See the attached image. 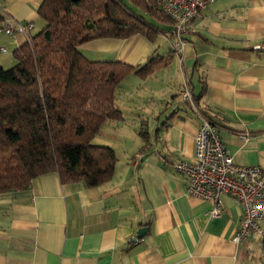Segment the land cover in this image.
Masks as SVG:
<instances>
[{
    "label": "crops",
    "instance_id": "crops-1",
    "mask_svg": "<svg viewBox=\"0 0 264 264\" xmlns=\"http://www.w3.org/2000/svg\"><path fill=\"white\" fill-rule=\"evenodd\" d=\"M40 2L0 0V11L39 32ZM149 18L160 31L154 41L136 35L79 48L90 61L141 66L158 58L146 79L127 77L135 80L117 95L121 119L107 121L95 137L106 126L117 134L102 143L115 153L120 148L113 177L90 188L48 173L26 190L1 194L0 264H264L251 250L255 238L232 241L242 216L236 201L223 196L220 216L210 218L211 202L188 197L187 180L174 169L192 158L204 117L237 165L264 170V0H212L179 55L171 23ZM24 43L20 34L0 33L7 52ZM180 60L195 105L179 96Z\"/></svg>",
    "mask_w": 264,
    "mask_h": 264
},
{
    "label": "trees",
    "instance_id": "trees-1",
    "mask_svg": "<svg viewBox=\"0 0 264 264\" xmlns=\"http://www.w3.org/2000/svg\"><path fill=\"white\" fill-rule=\"evenodd\" d=\"M144 15L170 22L154 0H41L43 28L12 52L14 66L0 67V195L48 173L90 188L113 177L115 151L92 140L107 121L121 119L120 84L149 77L158 58L141 66L90 61L79 48L136 35L154 41L160 31Z\"/></svg>",
    "mask_w": 264,
    "mask_h": 264
},
{
    "label": "built area",
    "instance_id": "built-area-1",
    "mask_svg": "<svg viewBox=\"0 0 264 264\" xmlns=\"http://www.w3.org/2000/svg\"><path fill=\"white\" fill-rule=\"evenodd\" d=\"M163 15L171 22V43L174 53L182 51L183 39L188 35L191 24L199 12L212 0H154ZM31 23H20L4 16L0 33L12 37L20 34L25 42L30 40ZM0 53H6L0 48ZM181 59V58H180ZM181 62L182 102L193 105L190 78L183 71ZM176 172L187 180L185 193L188 197L211 202L210 218H217L222 212L221 198L229 196L242 210L232 241L240 244L252 238L264 237V170L259 166H240L226 154L218 128L202 117L194 139L192 158L174 164Z\"/></svg>",
    "mask_w": 264,
    "mask_h": 264
},
{
    "label": "rangeland",
    "instance_id": "rangeland-1",
    "mask_svg": "<svg viewBox=\"0 0 264 264\" xmlns=\"http://www.w3.org/2000/svg\"><path fill=\"white\" fill-rule=\"evenodd\" d=\"M138 12V11H137ZM145 19L148 20L150 19L149 16L145 15ZM149 21V20H148ZM37 28H35L34 30H32L31 34L34 35L35 33H37ZM0 67H3L4 69H8L12 66L15 65V61L13 60L12 57V51H6V53H1L0 54ZM174 65V64H172ZM134 77H129L126 78L118 87L117 89V94H126L127 91H129L130 89H132V85L134 82ZM107 127V126H106ZM104 128L103 132L101 133L100 136H98L97 138H95L94 140H92V144L94 145H104L102 143H110L113 142V136L115 137L116 132L114 129H112V127H109V129ZM115 132V133H114ZM129 132V134H128ZM127 138L128 140L132 137L133 138V133L130 132L129 130H127ZM126 137V136H125ZM118 144H120V142H118ZM122 145V144H120ZM118 151V152H117ZM116 151V153H118L117 155H120V148L118 147V150ZM254 243H252L251 246V250L254 254V258L256 259H261L264 261V249L261 248L260 243L262 242L259 238H255V240L253 241Z\"/></svg>",
    "mask_w": 264,
    "mask_h": 264
},
{
    "label": "water",
    "instance_id": "water-1",
    "mask_svg": "<svg viewBox=\"0 0 264 264\" xmlns=\"http://www.w3.org/2000/svg\"><path fill=\"white\" fill-rule=\"evenodd\" d=\"M140 233H141V232H139V235H138V237H137L138 239L141 237Z\"/></svg>",
    "mask_w": 264,
    "mask_h": 264
}]
</instances>
